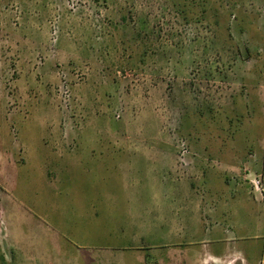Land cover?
<instances>
[{
    "label": "rangeland",
    "instance_id": "374dc122",
    "mask_svg": "<svg viewBox=\"0 0 264 264\" xmlns=\"http://www.w3.org/2000/svg\"><path fill=\"white\" fill-rule=\"evenodd\" d=\"M114 145L170 151L200 213L140 227ZM0 255L264 264V0H0Z\"/></svg>",
    "mask_w": 264,
    "mask_h": 264
},
{
    "label": "crops",
    "instance_id": "0c3cea01",
    "mask_svg": "<svg viewBox=\"0 0 264 264\" xmlns=\"http://www.w3.org/2000/svg\"><path fill=\"white\" fill-rule=\"evenodd\" d=\"M108 147V148H107ZM105 146V153H111L110 157L113 158H119L118 161L121 160L122 156L126 153H134L139 154L137 157L133 158L134 163L144 162L145 164V175H141L139 178L137 177H127L129 179V182L124 181V186L130 185L134 189H138L139 185L145 186L147 188L148 192L146 196H143L142 194H139V200H134L131 208L132 215H137L139 212H147L151 221L147 225L141 224L140 227H146L149 233L154 232L155 220L159 219V216H162L164 214V208L168 206V204H165L163 200L165 199H173L178 201V205L181 209H187V207H195L197 210V213H200L202 203L198 202V199L192 200L193 204L189 203L188 201L190 198H187L186 195H184V198H177L176 191H180L181 185H185L190 189V191L194 190V187H191L184 179H182L181 172L177 166V162L173 158V155L170 151H168L165 148H162L159 151H156L158 154L154 155L151 148H149V152H151V155L145 154V147L143 146H129V147H123L122 145H114V146ZM67 147H58L56 149V153L58 154V157L61 159H67L68 157L66 155H69V151L67 152ZM147 156V157H146ZM118 166H120L118 162ZM136 166H133L131 172L135 170ZM118 171L124 173V175H127L125 171L123 170L122 166L120 168L118 167ZM133 175H136L133 173ZM130 175V176H133ZM190 186V188H189ZM194 186V185H193ZM167 190L168 196H165V191ZM189 193V192H188ZM172 194H175V196H171ZM176 198V199H175ZM188 202V204H187ZM187 204V206H186ZM136 223V221H135ZM167 230V229H166ZM164 232L166 234L167 232ZM170 233H172L170 231ZM146 234V233H145ZM138 237H141V235L138 233ZM136 247H131L130 249H134ZM127 249V248H124Z\"/></svg>",
    "mask_w": 264,
    "mask_h": 264
},
{
    "label": "built area",
    "instance_id": "2783aa9c",
    "mask_svg": "<svg viewBox=\"0 0 264 264\" xmlns=\"http://www.w3.org/2000/svg\"><path fill=\"white\" fill-rule=\"evenodd\" d=\"M183 152V154H186V153H188V151L186 150V148L184 149V147H183V150H182Z\"/></svg>",
    "mask_w": 264,
    "mask_h": 264
},
{
    "label": "trees",
    "instance_id": "16d2710c",
    "mask_svg": "<svg viewBox=\"0 0 264 264\" xmlns=\"http://www.w3.org/2000/svg\"><path fill=\"white\" fill-rule=\"evenodd\" d=\"M3 259H4L3 256L0 255V261L3 260ZM3 261H4V260H3Z\"/></svg>",
    "mask_w": 264,
    "mask_h": 264
}]
</instances>
